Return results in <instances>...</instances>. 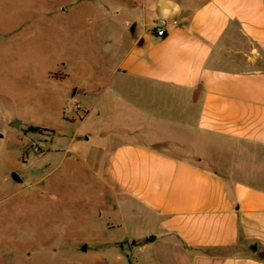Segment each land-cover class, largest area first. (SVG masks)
Instances as JSON below:
<instances>
[{
	"label": "crops",
	"instance_id": "0c3cea01",
	"mask_svg": "<svg viewBox=\"0 0 264 264\" xmlns=\"http://www.w3.org/2000/svg\"><path fill=\"white\" fill-rule=\"evenodd\" d=\"M133 5L143 15L139 33L134 25L130 39L112 40L115 62L99 95L85 97L80 121L111 90L117 122L75 153L113 217L107 228L126 230L134 249L141 243L147 264H264V0ZM158 20L167 23L162 38L153 34ZM66 138L56 147L71 149ZM162 143L189 157L156 148ZM205 143L216 159L197 150Z\"/></svg>",
	"mask_w": 264,
	"mask_h": 264
},
{
	"label": "rangeland",
	"instance_id": "374dc122",
	"mask_svg": "<svg viewBox=\"0 0 264 264\" xmlns=\"http://www.w3.org/2000/svg\"><path fill=\"white\" fill-rule=\"evenodd\" d=\"M142 20L133 0H0V264L148 263L138 255L141 243L134 249L125 241L126 230L107 228L113 217L101 210L100 189L75 157L89 147L91 132L117 122L119 106H109L107 90L80 123L87 96L99 95L115 62L112 40L130 39ZM157 102L153 108L164 114ZM167 109L179 116L176 104ZM59 134L73 137L71 149L56 147ZM156 148L189 157L186 147ZM197 148L216 159V146Z\"/></svg>",
	"mask_w": 264,
	"mask_h": 264
},
{
	"label": "built area",
	"instance_id": "2783aa9c",
	"mask_svg": "<svg viewBox=\"0 0 264 264\" xmlns=\"http://www.w3.org/2000/svg\"><path fill=\"white\" fill-rule=\"evenodd\" d=\"M166 26H167V23H166L165 20H158V21L155 23V25H154V29H153V34H154V36L157 37V38H162V37H164L165 34H166V31H165ZM74 109H75L76 111H79V110H81V106H80L79 104H75ZM65 112H69V109L66 108V109H65ZM43 145H44V143H43ZM32 150H33L34 152H38V151H39V147H37V146H33V147H32Z\"/></svg>",
	"mask_w": 264,
	"mask_h": 264
},
{
	"label": "water",
	"instance_id": "95a60500",
	"mask_svg": "<svg viewBox=\"0 0 264 264\" xmlns=\"http://www.w3.org/2000/svg\"><path fill=\"white\" fill-rule=\"evenodd\" d=\"M60 11H61V13L64 12L63 9H61ZM18 126H19V122H14V123L11 124V127L15 128V129H17ZM10 178H11L15 183H21V179H20V177H19L15 172H12V173L10 174ZM251 249H252L253 251H255V250H256V247H252ZM83 250H84V248H83Z\"/></svg>",
	"mask_w": 264,
	"mask_h": 264
},
{
	"label": "trees",
	"instance_id": "16d2710c",
	"mask_svg": "<svg viewBox=\"0 0 264 264\" xmlns=\"http://www.w3.org/2000/svg\"><path fill=\"white\" fill-rule=\"evenodd\" d=\"M30 130L32 132H35V133H37L38 131H40V129H38V128H31ZM149 240H151V239H149ZM261 257H264V256H261Z\"/></svg>",
	"mask_w": 264,
	"mask_h": 264
}]
</instances>
